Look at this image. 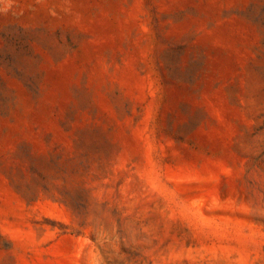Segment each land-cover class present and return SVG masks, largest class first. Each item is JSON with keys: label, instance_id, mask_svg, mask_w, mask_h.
Masks as SVG:
<instances>
[{"label": "rangeland", "instance_id": "1", "mask_svg": "<svg viewBox=\"0 0 264 264\" xmlns=\"http://www.w3.org/2000/svg\"><path fill=\"white\" fill-rule=\"evenodd\" d=\"M0 264H264V0H0Z\"/></svg>", "mask_w": 264, "mask_h": 264}]
</instances>
